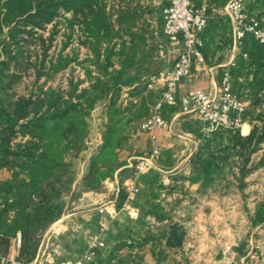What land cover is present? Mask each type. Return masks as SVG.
<instances>
[{
    "label": "crops",
    "instance_id": "crops-1",
    "mask_svg": "<svg viewBox=\"0 0 264 264\" xmlns=\"http://www.w3.org/2000/svg\"><path fill=\"white\" fill-rule=\"evenodd\" d=\"M167 1L161 0L160 12L153 18L149 30L143 29V13L146 11L142 3L135 1L134 5H123L122 11L113 9L118 32L113 40H121V50L127 53L131 61L121 60L122 66L129 67L131 64L134 67L153 68L161 59L164 64L160 67L174 65L181 45L167 41L163 31L162 8ZM228 1L192 0L196 5H207L210 12L209 24L202 33L204 62L196 61L192 75L180 83L178 102L164 107L163 114L170 123L169 128L157 129L153 133L141 131L140 128L133 130L128 143L121 145L120 166L114 175L103 181L105 185L99 191L84 192L78 206L52 221L39 240L35 259H48L53 264L77 261L89 249L91 241L97 239L96 257L90 264H150L155 255L159 256L157 251L160 249H156V245H162L167 257L171 256L174 260L181 257L185 264L191 255L198 261L211 259L223 264H235L253 256L257 264H264L263 238L251 241L245 249H239L236 247L238 243L232 241L234 233H231L232 238L225 244L231 245L232 252L223 248L210 253L208 244L202 238H190L193 234L198 236L199 232L208 239L207 225H202V222H207L206 213L220 210L225 198L233 195L230 183H226L230 177L217 171L206 177L201 163L210 159L216 151L232 147L236 131L247 136L253 127L245 122L237 130L221 128L208 132L202 117L196 112H183L179 101L183 94L195 89L217 91L227 68L233 71V90L237 94L254 78L250 56L257 42L247 39L241 44L234 43L233 22L225 9ZM245 6L249 13L264 19V0H246ZM144 34L151 36L152 41L144 42ZM135 52L137 54L133 56ZM232 63L235 65L232 66ZM162 89V85L153 88L155 102ZM139 122L135 120L133 126ZM139 126H142L141 123ZM157 145L161 148V154L152 168L140 170L136 166L135 171L128 170L133 164L132 160L152 152ZM86 164L89 165L88 159ZM12 175L5 168L0 171V180H9ZM234 190L239 192L238 187ZM230 206L235 207L233 204ZM175 224L183 227L185 235L182 244L173 247L167 245V237ZM150 227L153 235L155 231L164 229V237H150ZM18 233L20 231L11 238L7 251L3 249L0 235V264L34 261L19 260L21 248L16 245ZM192 246L194 250L189 249Z\"/></svg>",
    "mask_w": 264,
    "mask_h": 264
},
{
    "label": "trees",
    "instance_id": "trees-1",
    "mask_svg": "<svg viewBox=\"0 0 264 264\" xmlns=\"http://www.w3.org/2000/svg\"><path fill=\"white\" fill-rule=\"evenodd\" d=\"M67 13L70 17L65 16ZM113 15L108 0H0V40L6 34L2 42L8 52L7 59H0V64L7 66L9 61L18 58L11 46H21L37 38L44 50L43 58L37 60L40 66L34 64L37 79L43 74L51 76L69 68L78 60L75 52L71 56L59 55L57 59H51L48 70L43 71L51 46L43 32L51 24L56 27L58 20L64 18L68 36H74L78 25L84 37L83 44L94 53V58L81 64L92 62L96 67L94 70L85 66L86 78L74 80L71 77L69 88L64 91L42 88L36 95H20L7 107L0 108V171L6 167L13 174L9 180H0L1 244L7 250L11 238L20 231L23 244L19 260H33L39 243L37 236L61 215L55 199L62 195L72 179L68 156L78 154L84 148L89 130L86 110L93 109L101 97L109 95L106 89L109 79L102 74L114 67L115 51L113 47L103 49L102 45L110 44L118 34ZM255 41L257 46L250 56L254 78L239 94L250 102L244 121L253 127L247 136L236 131L232 147L220 149L225 153L231 148L241 158L237 163L241 188L245 178L253 172L248 168L252 155L264 144V43ZM2 52L0 49V56ZM85 81L89 82L88 87H81ZM115 102L112 96L104 142L90 158L83 178L88 189L97 188L107 177L113 176L115 166L120 165L117 149L121 146L122 135L136 118L131 113L132 107L121 109ZM19 135L22 140L15 142ZM220 152L201 163L206 177L218 171L220 163L216 157ZM258 165L264 166V154ZM252 222L254 225L264 223V200L257 206ZM184 235L183 227L175 224L167 237V245L180 246Z\"/></svg>",
    "mask_w": 264,
    "mask_h": 264
},
{
    "label": "rangeland",
    "instance_id": "rangeland-1",
    "mask_svg": "<svg viewBox=\"0 0 264 264\" xmlns=\"http://www.w3.org/2000/svg\"><path fill=\"white\" fill-rule=\"evenodd\" d=\"M135 1H137L138 4L142 3L144 6L146 12L143 13V15L145 14L143 29L149 30L153 24V18L156 17V15L160 12V6L162 4L161 0H108L110 8L115 9L116 12L119 10L122 11L123 5L127 6L129 4L135 3ZM65 16L70 17V14L67 13ZM6 30L7 29H5V33ZM43 36L46 38L47 43L51 41V46L48 50L47 62H45L46 68H43V71H47L50 66L49 61L51 59H57L59 55L71 56L73 55L72 53L75 52L78 55V60L73 62L67 69L59 70L53 73L51 76L43 74L40 79H37L36 68L34 67V64L40 66L39 61L37 64V60L39 58H43L44 51L40 41L37 38L30 39L28 42L22 43L21 46H11L13 53L17 55L18 58L14 61H9L7 66L0 64V108L7 107L20 95H36L40 93L42 88H56L64 91L69 88V79L71 77H74V80L86 78L84 71L85 66H90L91 69L94 70L96 69V67L93 65L94 63L92 62H84V65L81 64V62L84 60H91L94 58V53L91 52V48L83 44L84 37H82L78 25L75 26L74 36L69 37L65 20L64 18H60L56 27H54L52 24L49 25V28L43 32ZM4 39H6V34H4L0 40V49L3 50L0 59H7L8 57V52L4 50V44L2 42ZM142 39L144 42L145 40L152 41V37L145 34L143 35ZM167 41L169 40L167 39ZM121 45L122 42L119 38L113 40L110 42V44L104 43L102 45L103 49L113 47L115 51V56L113 57L114 67H110L108 71H106V74H102L106 80L109 79V85L108 88H106L109 92V95L107 97H101L95 103L93 109L86 110V119L89 123V130L84 140V148L78 154L74 153L72 156H68L67 161L70 170L69 176L72 179L66 189L63 190L62 195L55 199L56 204L61 210V214L68 213V211L78 206L83 198L84 192L99 191L103 185H105L102 182V184L97 188L88 189L83 182V178L87 173L89 166L86 164V160L88 159L89 161L92 155L97 153L99 147L104 142L107 122L109 121L108 111L110 106V98L113 96L116 100V106L121 109H124L127 106L132 107L131 113L136 116L134 121H132L130 125L127 126L125 132L122 135L121 145L127 144L128 140L134 133L133 130L140 128L141 131L147 132L141 128L142 126L140 127L139 125L140 123L142 125L143 121L151 115L153 106L155 104L156 96L152 93L153 88L149 87V79L154 75H159L161 72L171 67H160L164 64L163 59H161L160 63H157V65H155L153 68L134 67L131 66V64H129V67H124L120 63L121 60H125L128 63L131 61L126 55L127 53L122 52ZM135 54H137V52L132 53L133 56H135ZM120 76L122 77L121 79ZM88 85L89 82L85 81L81 87H88ZM249 104L250 102L248 101V105ZM135 120L140 121L137 126H133L135 125ZM257 123L259 124L260 122ZM20 140H22V137L19 135L17 136L15 142ZM261 147V149H258L252 155V162L248 164V168L253 172L245 178V184L242 188L240 187L239 180L237 179V173H239L237 163L241 162V158L237 157V154L234 153V150L231 148H229V150L225 153H221L220 150L216 151L220 152L217 153L218 158L216 157L220 163L217 172H224L228 175V177H230V180L226 181V183H230L229 186L233 195L225 198L224 206H222L220 210H217L215 213H206L208 216L206 220L207 222H202V225H207L206 229L208 230V239H210V241L205 239V237H203V235H201L199 232H197L198 236L194 234L190 236L192 240H201L202 238L204 243L208 244L209 246V253L213 250L221 251L223 248L229 252H232L231 245L225 244V242L232 238L231 233H234L232 241L238 243V246L236 247L239 249L247 248V246H250V242L253 240H257L259 238L264 239V224L257 227L258 225H254L252 222L257 206L264 200V166L258 165L261 157L264 154V144ZM120 148L121 146L117 149L118 162H120ZM150 153L151 151L148 154ZM139 161L140 159L132 160L133 164H131V167H129L128 170L132 172L135 171ZM119 166V164L115 166L116 168L114 169V173L119 168ZM5 168L6 167L3 169ZM6 169L9 170L8 168ZM237 187L239 189L238 193H236L234 190ZM232 204L235 206L234 208H231L230 205ZM214 222L215 224H212ZM210 226H213V228ZM193 227H195V225ZM148 231L150 232L149 236H154L156 239L163 238L165 234H162V232H165L164 229L162 231H155L154 235L152 234L151 227ZM43 234L44 232L39 233L37 236V241L42 238ZM157 236H159V238H157ZM152 245L155 246L154 244ZM9 246H11V244ZM159 246L156 245L155 247L156 249H160L157 251L159 256L156 257L155 255L150 264H185V260L181 257L175 260L172 259L171 256L167 257V254L163 252L164 249L161 247L162 245ZM38 248L39 243L33 260H36L35 257L38 254ZM189 249L194 250L195 248L192 246L189 247ZM187 264H219V261L211 259L198 261L196 260V257L191 255V259H187Z\"/></svg>",
    "mask_w": 264,
    "mask_h": 264
},
{
    "label": "built area",
    "instance_id": "built-area-1",
    "mask_svg": "<svg viewBox=\"0 0 264 264\" xmlns=\"http://www.w3.org/2000/svg\"><path fill=\"white\" fill-rule=\"evenodd\" d=\"M246 0H229L225 9L233 22V40L241 44L249 38L264 43V19L246 10ZM164 21L163 31L166 38L174 45H181V50L174 65L149 79V87L162 85L163 89L155 102L151 115L142 123V128L153 133L157 129H168L169 121L163 114L167 105L178 102L180 83L193 73L196 61L204 62L202 52V33L210 21L209 8L205 4L196 5L192 0H168L162 8ZM235 64L232 63V66ZM182 110L185 113H198L206 125L208 132L221 128L240 129L247 111L248 102L233 90V71L227 68L223 73L220 88L217 91L195 89L180 97ZM161 154L157 145L153 151L140 158L137 168L140 170L153 167L155 159ZM18 248L22 246V236L16 239ZM97 239H93L89 249L77 261H66L62 264H90L96 257ZM13 264H18L14 262ZM27 264H53L48 259H36ZM221 264V263H219ZM235 264H257L254 257L244 258Z\"/></svg>",
    "mask_w": 264,
    "mask_h": 264
}]
</instances>
